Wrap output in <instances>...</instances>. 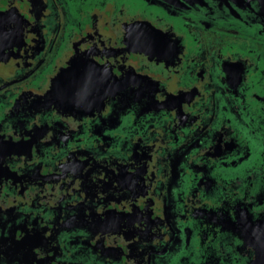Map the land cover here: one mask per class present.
<instances>
[{
  "label": "flooded vegetation",
  "instance_id": "obj_1",
  "mask_svg": "<svg viewBox=\"0 0 264 264\" xmlns=\"http://www.w3.org/2000/svg\"><path fill=\"white\" fill-rule=\"evenodd\" d=\"M250 3L0 0V264H264Z\"/></svg>",
  "mask_w": 264,
  "mask_h": 264
},
{
  "label": "water",
  "instance_id": "obj_2",
  "mask_svg": "<svg viewBox=\"0 0 264 264\" xmlns=\"http://www.w3.org/2000/svg\"><path fill=\"white\" fill-rule=\"evenodd\" d=\"M166 4L175 6L182 9L199 10L203 16L210 21L213 17L218 14H222L223 21L237 22L248 19L247 9L252 8L251 0H160ZM256 9L254 17L255 20V31L263 34L264 30V12H258L257 9L263 4L262 0H255ZM246 7L242 9V6ZM254 9V8H253ZM262 22V23H260Z\"/></svg>",
  "mask_w": 264,
  "mask_h": 264
}]
</instances>
